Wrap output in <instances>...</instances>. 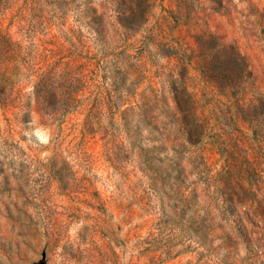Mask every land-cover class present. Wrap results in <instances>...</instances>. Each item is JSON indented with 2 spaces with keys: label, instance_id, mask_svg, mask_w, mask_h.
<instances>
[{
  "label": "rangeland",
  "instance_id": "rangeland-1",
  "mask_svg": "<svg viewBox=\"0 0 264 264\" xmlns=\"http://www.w3.org/2000/svg\"><path fill=\"white\" fill-rule=\"evenodd\" d=\"M0 264H264V0H0Z\"/></svg>",
  "mask_w": 264,
  "mask_h": 264
}]
</instances>
